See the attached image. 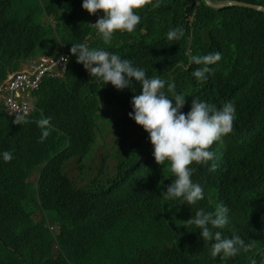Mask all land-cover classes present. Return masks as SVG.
<instances>
[{"label":"trees","instance_id":"obj_1","mask_svg":"<svg viewBox=\"0 0 264 264\" xmlns=\"http://www.w3.org/2000/svg\"><path fill=\"white\" fill-rule=\"evenodd\" d=\"M238 1L264 5V0ZM81 4L0 0V83L26 59L53 54L59 37L68 47L81 42L103 47L143 67L149 77L174 81L177 92L191 94L184 112L192 96L216 107L232 101V131L210 146L215 171L209 170L213 161L191 165L204 198L194 205L165 200L155 189L172 177L169 162L157 164L148 133L128 116L140 85L134 78L123 90L104 85L72 57L63 78L45 77L33 93L39 110L28 122L13 123L0 103V152L13 156L0 159V264H264V12L217 10L204 0H161L159 7L136 9L141 21L134 31H114L105 44ZM45 13L59 21L57 34L44 23ZM102 14L91 16L97 20ZM62 18L77 27L68 31ZM176 26L184 35L166 40L165 33ZM214 51L221 59L207 79L197 81L191 71L201 65L186 68L188 55ZM113 108L119 111L111 122ZM41 115L51 117L52 126L43 141L35 123ZM106 123L118 132L117 165L107 169L105 156L97 163L96 184L82 188L69 176V165L91 156L97 128L103 131ZM217 202L229 209L222 235H239L251 244L247 251L213 258L199 229L187 223L197 209L212 210ZM127 205L132 212H126Z\"/></svg>","mask_w":264,"mask_h":264},{"label":"clouds","instance_id":"obj_2","mask_svg":"<svg viewBox=\"0 0 264 264\" xmlns=\"http://www.w3.org/2000/svg\"><path fill=\"white\" fill-rule=\"evenodd\" d=\"M160 2L161 0H155L154 3L152 0H82L81 7L87 10H83L82 14L91 22L100 39L108 44L114 31H127L129 33L134 31L141 21V16L136 9L142 8L145 4L159 7ZM47 7L55 9L53 5L47 4ZM98 10H102L103 14L99 15L96 20L91 14H96ZM42 17L44 23H49L53 33L57 34L59 21L47 13ZM62 20L64 27L70 32L77 27L73 20L66 21L63 18ZM183 35V28L176 26L168 29L165 38L168 41H179ZM54 48V53L51 55L43 54L26 59L20 68L10 73L0 83V103H3L7 114L14 119L13 123L22 125L29 121L30 116L39 110L37 98L34 97L33 93L40 89L45 77L63 78L70 70V59L75 56L80 67L83 70L86 69L92 79L94 78L104 85L110 82L118 90L131 88L134 81L140 85V91L131 97L132 110L128 112V116L148 133V139L153 149L152 155L157 164L163 165L165 161L169 162V170L173 178L168 177L162 181V189L158 191L159 194H162V197L169 201L178 198L181 204L186 205H194L197 201L202 200L204 189L200 183L193 181L194 168L191 165L193 163L208 164L209 161H213L209 165V170L215 171L214 152L210 146L232 131L236 113L234 103L226 101L220 107H216L192 96L190 108L184 112L182 109L186 103V97L191 95L190 93L177 92L175 82L172 80L166 83L159 76H147L143 67L134 65L128 58H122L103 47L90 48L82 42L71 43V47H68L59 37ZM60 54L66 56L67 61L57 63L53 70L42 75L37 88L20 89L14 93L3 89L11 83L18 73L34 71L42 58L58 60ZM220 59L221 52L219 51L200 55L192 54L188 55V62L185 67L188 68L189 65L193 64L201 65V67L193 69L191 75L197 81L204 80L208 78L206 74L212 72L211 66ZM9 98L18 102L21 109L12 110L7 104ZM50 120L51 117L41 115L35 121L41 130L39 137L41 141L45 140L52 130ZM12 158V152L8 150L0 152V159L3 161L7 162ZM99 174L100 169L93 183L82 188L95 185ZM127 206L124 207L126 212H132L133 209L127 211ZM228 212L227 205L217 202L212 210L199 208L194 216L191 215L187 219L188 224L199 229V236L203 242L210 244L209 252L213 258L217 256L221 259L232 257L241 249L247 251L251 247V244L245 243L235 233L230 237L222 235L220 230L229 224Z\"/></svg>","mask_w":264,"mask_h":264},{"label":"rangeland","instance_id":"obj_3","mask_svg":"<svg viewBox=\"0 0 264 264\" xmlns=\"http://www.w3.org/2000/svg\"><path fill=\"white\" fill-rule=\"evenodd\" d=\"M119 111L118 109H110L109 116H114V114ZM111 122L113 121L112 118ZM104 125V124H103ZM105 128V126H104ZM98 129V141L96 148L94 149L91 156L84 162H80L78 159L74 160L69 165V176L73 178L81 187L89 186L93 183L94 179L98 176L99 169L97 168V163L102 164L104 162V157L108 156L109 160L107 162L106 168L113 171L117 165V158L114 157L115 153L119 149L117 144L118 132L114 125L109 127L106 123V128L102 131L99 127ZM109 131V135H108ZM94 167V168H93ZM33 181L36 180V176L32 178ZM143 182V180H141ZM160 187L156 188V193L159 194ZM121 205L117 204L114 209H118ZM130 205L127 206V211H131Z\"/></svg>","mask_w":264,"mask_h":264},{"label":"built area","instance_id":"obj_4","mask_svg":"<svg viewBox=\"0 0 264 264\" xmlns=\"http://www.w3.org/2000/svg\"><path fill=\"white\" fill-rule=\"evenodd\" d=\"M67 57L60 54L58 60L51 58H42L40 64L32 72H21L18 73L10 84H7L3 89L8 90L12 93L19 91L20 89H35L39 86L42 75L46 72L54 69L57 63L66 62ZM8 106L12 110L21 109V105L16 102L13 98H9L7 102Z\"/></svg>","mask_w":264,"mask_h":264},{"label":"water","instance_id":"obj_5","mask_svg":"<svg viewBox=\"0 0 264 264\" xmlns=\"http://www.w3.org/2000/svg\"><path fill=\"white\" fill-rule=\"evenodd\" d=\"M204 1L207 6L217 9V10H222V9H226L230 7H245V8L264 12L263 5H257V4L247 3V2L238 1V0H225L221 2H214L212 0H204Z\"/></svg>","mask_w":264,"mask_h":264}]
</instances>
